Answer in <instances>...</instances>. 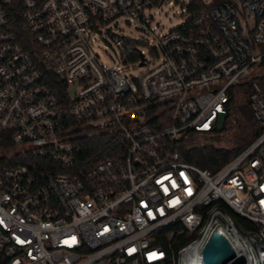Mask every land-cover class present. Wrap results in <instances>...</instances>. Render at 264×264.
<instances>
[{
	"label": "built area",
	"instance_id": "2783aa9c",
	"mask_svg": "<svg viewBox=\"0 0 264 264\" xmlns=\"http://www.w3.org/2000/svg\"><path fill=\"white\" fill-rule=\"evenodd\" d=\"M215 1L188 0L187 20L155 34L169 0H0V264H160L169 251L203 264L210 235L232 249L215 264H264V0ZM121 18L153 39L116 33ZM104 30L143 72L102 62ZM242 104L262 131L240 153L216 171L182 159L179 143L223 132ZM79 130L117 135L116 153L78 167Z\"/></svg>",
	"mask_w": 264,
	"mask_h": 264
},
{
	"label": "trees",
	"instance_id": "16d2710c",
	"mask_svg": "<svg viewBox=\"0 0 264 264\" xmlns=\"http://www.w3.org/2000/svg\"><path fill=\"white\" fill-rule=\"evenodd\" d=\"M219 2L220 0H216L215 5ZM261 85L264 91V78L261 80ZM239 112L240 115L236 118V129L238 133L235 135V147L221 148L215 146L213 143L202 144L198 142V136L192 134L187 140L177 145L182 159L188 163L196 164L202 169L216 171L225 165V162L240 153L242 149L259 135L262 129L248 107L239 110ZM77 133L76 144L79 146L80 151L77 155L76 163L82 169H87L90 165L106 157L113 156L120 142L117 135L111 133H93L89 130H79ZM236 218L239 223L245 224L249 228L254 227L246 218L238 215ZM193 237H195V234L189 235L187 233L176 236L172 245L175 256L178 255L179 249L188 244ZM171 258L172 251H169V258L160 264H171Z\"/></svg>",
	"mask_w": 264,
	"mask_h": 264
},
{
	"label": "rangeland",
	"instance_id": "374dc122",
	"mask_svg": "<svg viewBox=\"0 0 264 264\" xmlns=\"http://www.w3.org/2000/svg\"><path fill=\"white\" fill-rule=\"evenodd\" d=\"M170 3L161 5L152 10L155 18L151 25L154 28L155 34L169 31L175 28L187 20V13L185 11V3L188 0H169ZM110 27L114 29L116 33L125 35L126 37L137 40L142 37L147 40H152L153 35L147 34L144 30L139 29L138 24L130 21L127 18H121L117 22H112ZM95 51L100 55L102 62L108 65L122 66L125 70L132 74L137 75L143 72L144 68L138 66V64H123L116 56L118 52L117 46L113 43L112 39L106 30L103 31L102 35L97 37V40L93 42ZM247 108V105L242 104L238 106L234 114L225 121L223 132H217L212 136H208L204 139H199L198 142L202 144L213 143L217 147L221 148H232L235 147L234 140L235 135L238 133L236 124L233 118H238L240 115L239 110Z\"/></svg>",
	"mask_w": 264,
	"mask_h": 264
},
{
	"label": "water",
	"instance_id": "95a60500",
	"mask_svg": "<svg viewBox=\"0 0 264 264\" xmlns=\"http://www.w3.org/2000/svg\"><path fill=\"white\" fill-rule=\"evenodd\" d=\"M232 254V249L226 244L225 239L210 235L200 248V260L203 264H215L216 258L227 260Z\"/></svg>",
	"mask_w": 264,
	"mask_h": 264
},
{
	"label": "bare ground",
	"instance_id": "6f19581e",
	"mask_svg": "<svg viewBox=\"0 0 264 264\" xmlns=\"http://www.w3.org/2000/svg\"><path fill=\"white\" fill-rule=\"evenodd\" d=\"M193 248V247H192ZM191 264H195V261L193 262V261H191Z\"/></svg>",
	"mask_w": 264,
	"mask_h": 264
}]
</instances>
